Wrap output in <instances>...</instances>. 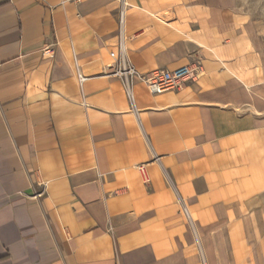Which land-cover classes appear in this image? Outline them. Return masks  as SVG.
<instances>
[{"label":"crops","instance_id":"1","mask_svg":"<svg viewBox=\"0 0 264 264\" xmlns=\"http://www.w3.org/2000/svg\"><path fill=\"white\" fill-rule=\"evenodd\" d=\"M121 43L202 76L132 103ZM0 264H264V45L232 0H0Z\"/></svg>","mask_w":264,"mask_h":264},{"label":"built area","instance_id":"2","mask_svg":"<svg viewBox=\"0 0 264 264\" xmlns=\"http://www.w3.org/2000/svg\"><path fill=\"white\" fill-rule=\"evenodd\" d=\"M119 25H124V13H120ZM117 52H111V75L120 79L124 91L133 103V87L137 82L143 83L151 94L160 95L167 92L181 91L188 83L198 80L202 76L199 65L182 66L175 70L157 69L148 73H141L130 62L125 52L124 45L118 46ZM77 76L80 85L87 79L79 68ZM142 169V168H140Z\"/></svg>","mask_w":264,"mask_h":264},{"label":"rangeland","instance_id":"3","mask_svg":"<svg viewBox=\"0 0 264 264\" xmlns=\"http://www.w3.org/2000/svg\"><path fill=\"white\" fill-rule=\"evenodd\" d=\"M242 20L264 45V0H232Z\"/></svg>","mask_w":264,"mask_h":264}]
</instances>
